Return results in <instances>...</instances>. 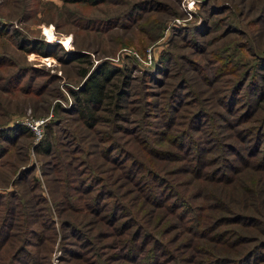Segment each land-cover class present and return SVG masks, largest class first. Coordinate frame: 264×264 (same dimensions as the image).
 Returning <instances> with one entry per match:
<instances>
[{
  "label": "rangeland",
  "instance_id": "1",
  "mask_svg": "<svg viewBox=\"0 0 264 264\" xmlns=\"http://www.w3.org/2000/svg\"><path fill=\"white\" fill-rule=\"evenodd\" d=\"M241 205L264 215V0H0V264H264ZM217 213L223 263L195 246Z\"/></svg>",
  "mask_w": 264,
  "mask_h": 264
},
{
  "label": "trees",
  "instance_id": "2",
  "mask_svg": "<svg viewBox=\"0 0 264 264\" xmlns=\"http://www.w3.org/2000/svg\"><path fill=\"white\" fill-rule=\"evenodd\" d=\"M63 1H66V2L83 1V2H87V3H97V2H100L103 0H63ZM104 75H105L104 71L102 69H99L97 72L91 73L88 76V78L86 79V82H84V86L82 89V91H83L82 96L83 97L81 99L82 105L84 107L83 109H85V107H91L92 105H94V103L101 101L102 98L104 97V95H103L104 94V92H103L104 83L101 81L104 78ZM90 116H91V113H90ZM248 191L253 192L251 190H248ZM176 202L177 201H175L173 203V205H175ZM177 203H179V202H177ZM180 204L181 203H179V205ZM179 205H176V206H179ZM246 205H249V203H246ZM206 206H216V207L220 208V206L218 204L206 205ZM227 206H228V203L223 208H227ZM203 208H207V207H203ZM256 208L257 209H254L255 213L250 214V213H247L248 211L246 210V207L244 205H241V208L239 209V211L236 212L235 218L238 221L241 219H244L245 221L242 222L243 226L244 225L248 226L249 222H252V224L257 226V229L259 230V232L264 234V228H262V229L259 228L260 224L264 223V215H263V210H262L263 207L257 206ZM203 215H204V213H200V214H197V217L202 218ZM225 219L226 218L223 215H219V213H217V214H215V216H212L209 219L205 220L203 223L204 229H206L208 227H212V228L217 229V230L221 229V235H220V233H216L215 235L199 234L201 239L195 241V246H197V247L199 246L196 251H200L199 254L202 256H211L212 255L213 256L212 261H214V262L217 261V263H221L220 262L221 260H222V263L228 262L229 261L228 258H232V260H235L238 258V256L233 257V256H229V255H217L216 253H213V251H233L231 246L228 243H226V242H228V240H225L222 238V234H225V233L228 234V231H226V228H224V227L223 228H217V226L220 223H222ZM234 228H235V230H237V232H236L238 235L237 240L241 243L252 242L254 240L264 239V238H262V235L259 236L257 233H255L253 235L249 234L250 237L246 236V235H244L242 237L241 235H239V233H241V232H239L240 228L235 227V226H234ZM168 230L169 229H166L164 231L166 232ZM135 244L136 243L130 245V248L132 250H134ZM258 246H260V242H257L255 244V246L250 248L249 251L256 250L258 248ZM204 251H207V252H204Z\"/></svg>",
  "mask_w": 264,
  "mask_h": 264
},
{
  "label": "bare ground",
  "instance_id": "3",
  "mask_svg": "<svg viewBox=\"0 0 264 264\" xmlns=\"http://www.w3.org/2000/svg\"><path fill=\"white\" fill-rule=\"evenodd\" d=\"M43 28H44V30H45V33L48 34L47 31H46V29H45V27H43ZM61 41H62V40H61ZM68 41H69V37H66V38L63 39V43H65V44H67ZM67 45H68V44H67Z\"/></svg>",
  "mask_w": 264,
  "mask_h": 264
}]
</instances>
